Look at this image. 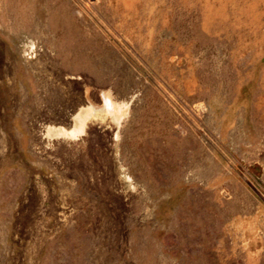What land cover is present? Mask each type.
<instances>
[{"label": "rangeland", "instance_id": "obj_1", "mask_svg": "<svg viewBox=\"0 0 264 264\" xmlns=\"http://www.w3.org/2000/svg\"><path fill=\"white\" fill-rule=\"evenodd\" d=\"M0 264H264V0H0Z\"/></svg>", "mask_w": 264, "mask_h": 264}, {"label": "bare ground", "instance_id": "obj_2", "mask_svg": "<svg viewBox=\"0 0 264 264\" xmlns=\"http://www.w3.org/2000/svg\"><path fill=\"white\" fill-rule=\"evenodd\" d=\"M105 104L103 105V107L100 109L101 111H103L104 113H109V114H113L114 115V113H115V116H116V111H115V108L116 107H113V104H112V102L111 101H109V100H107V98H105ZM110 102H111V104H110ZM83 109V108H82ZM94 107H89L87 110H85L84 109V111H82V112H85V111H91V112H94ZM82 112H80V114H78V117L80 118V116L82 117ZM82 114V115H81ZM119 114V113H118ZM121 114V113H120ZM86 115H88V113L86 114ZM77 116V115H76ZM77 117V118H78ZM83 118V117H82ZM85 118V117H84ZM75 120V119H74ZM77 120V119H76ZM79 121V120H78ZM78 121H77V123H78ZM81 121V120H80ZM79 121V122H80ZM84 121V120H83ZM81 124L83 123V122H80ZM80 123H78V126H80L79 124ZM52 127V126H51ZM54 127V126H53ZM84 127V126H83ZM55 130H57L56 128H55ZM72 130V129H71ZM70 130V131H71ZM77 130H78V127H76V129L75 130H73L70 134H74V133H76L77 132ZM50 131V130H49ZM66 131V130H65ZM59 132H61V133H64V130L62 129V128H60L59 129ZM59 134V133H58ZM69 134V135H70ZM61 135V134H60ZM59 136V135H58ZM62 136V135H61ZM65 136V135H64Z\"/></svg>", "mask_w": 264, "mask_h": 264}]
</instances>
